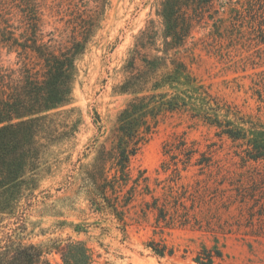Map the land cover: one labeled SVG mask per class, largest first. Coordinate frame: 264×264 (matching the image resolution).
I'll list each match as a JSON object with an SVG mask.
<instances>
[{
  "label": "rangeland",
  "instance_id": "obj_1",
  "mask_svg": "<svg viewBox=\"0 0 264 264\" xmlns=\"http://www.w3.org/2000/svg\"><path fill=\"white\" fill-rule=\"evenodd\" d=\"M38 1L43 40L64 44L71 36L74 11L83 10L82 4ZM84 1L87 9L96 4L95 0ZM229 1L214 0V17L206 13L199 19L176 51L190 75L220 103L221 115L230 110L244 121L264 125V43L259 41V28L264 31V0ZM161 2L110 0L106 6L101 27L78 62L73 102L66 108H74L73 120L79 121L75 141L59 156L63 160L70 155L69 160L52 166L41 180L20 240L26 245L46 244L51 239L82 241L93 251L97 264H198L196 257L203 249L221 252L213 264H264V163H243L238 144L188 114H168L131 160L133 175L144 171L153 192L135 197L125 214V226L112 216L93 212L84 195L63 184L75 172L84 148L95 139L105 140L131 99L114 93L126 77L124 66L129 58L137 54L136 66L140 67V58H152L157 49L162 50ZM15 57L0 51L4 66L14 63ZM180 137L210 156L212 166L200 170L193 165L199 157L195 155L186 170L178 164V172L173 166L163 171L162 163L169 159L163 156L162 147ZM180 194L187 196L181 201L185 209L175 202ZM152 196L160 203L169 202L175 216L187 211L188 224L179 227L178 217L167 228L156 224L154 215L144 210ZM75 225H81L82 231L77 233ZM151 242L172 249L173 255L155 256L148 247ZM48 258L53 264L61 263L57 255Z\"/></svg>",
  "mask_w": 264,
  "mask_h": 264
},
{
  "label": "trees",
  "instance_id": "obj_2",
  "mask_svg": "<svg viewBox=\"0 0 264 264\" xmlns=\"http://www.w3.org/2000/svg\"><path fill=\"white\" fill-rule=\"evenodd\" d=\"M68 1L73 6L82 4L83 10L75 9L71 36L62 44L43 40L38 0H0V51L16 55L14 63H0V264H53L48 258L51 255H57L60 264H97L93 251L82 241L51 239L46 244L26 245L19 236L28 210L37 200L41 180L52 166L69 160L70 155L63 160L59 156L75 141L79 121L73 120L75 109L66 108L73 102L78 62L100 29L110 2L95 0V6L87 9L84 0ZM213 2L162 0L158 16L164 40L162 50H156L160 55L140 58L138 67L135 54L124 66L126 77L114 93L131 99L118 113L112 132L103 142L95 139L84 148L75 172L63 182L67 188L73 186L75 194L84 195L93 212L112 216L125 226V214L135 197L153 192L144 171L133 175L131 160L168 114L185 113L215 127L220 137L239 145L243 163H264V125L244 121L230 110L221 115L220 103L190 75L176 51L199 19L206 13L214 17ZM259 36L264 43L261 28ZM162 154L169 159L162 163L163 171L173 166L178 172V164L186 170L195 155L199 157L193 165L200 170L212 166L211 157L189 146L183 137L165 143ZM86 159L89 161L83 162ZM185 198L180 194L175 200L182 209ZM168 205L152 196L144 210L166 228L178 218L179 227L187 225V211L175 216L177 212L171 214ZM74 230L81 232V225H75ZM148 247L159 258L173 255L166 246L151 242ZM214 257L221 258V252L203 249L196 262L213 264Z\"/></svg>",
  "mask_w": 264,
  "mask_h": 264
}]
</instances>
